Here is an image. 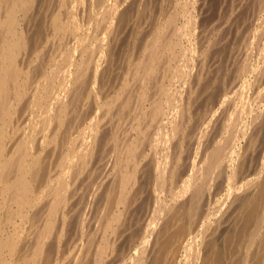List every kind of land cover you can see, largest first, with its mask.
Here are the masks:
<instances>
[{
  "label": "bare ground",
  "instance_id": "bare-ground-1",
  "mask_svg": "<svg viewBox=\"0 0 264 264\" xmlns=\"http://www.w3.org/2000/svg\"><path fill=\"white\" fill-rule=\"evenodd\" d=\"M0 264H264V0H0Z\"/></svg>",
  "mask_w": 264,
  "mask_h": 264
}]
</instances>
